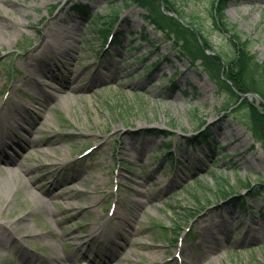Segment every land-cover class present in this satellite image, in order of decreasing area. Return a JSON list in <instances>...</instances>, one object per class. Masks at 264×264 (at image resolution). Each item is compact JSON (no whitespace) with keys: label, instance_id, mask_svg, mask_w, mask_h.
<instances>
[{"label":"rangeland","instance_id":"1","mask_svg":"<svg viewBox=\"0 0 264 264\" xmlns=\"http://www.w3.org/2000/svg\"><path fill=\"white\" fill-rule=\"evenodd\" d=\"M174 5L164 9L203 24L226 61L248 43L260 66L241 95L264 111V0H228L221 15L213 0ZM114 12L106 42L98 27ZM224 78L230 89L138 5L0 0V144L33 145L0 161V224L21 218L31 232L0 245V264H264V146L243 110H225ZM204 120L213 146L188 145ZM217 177L248 198L247 215L219 197ZM240 180H262L261 195Z\"/></svg>","mask_w":264,"mask_h":264},{"label":"trees","instance_id":"2","mask_svg":"<svg viewBox=\"0 0 264 264\" xmlns=\"http://www.w3.org/2000/svg\"><path fill=\"white\" fill-rule=\"evenodd\" d=\"M124 4H138L143 6L147 13L145 17L150 19L152 23L161 30L167 38L170 36L175 41L179 51L181 53L192 59H200L201 64L204 67L203 69L208 72L209 76L216 82H221L223 86L228 87L229 82L224 78L226 75L228 80L232 82L233 89L231 95V102L226 103L224 105L225 109H231L234 112L238 110H243L247 117V126L252 130L253 135L256 139L260 140L264 146V111L254 105L251 101L247 98L242 97L241 92H248L249 90L246 89L248 83L246 81V71L249 67L252 70L258 68L260 64L255 62L252 58L253 55L248 52L249 45L248 43H241V49L237 42L235 43V48L239 53H236L233 59L230 61H226V57L214 50L212 45L209 43V39L206 37L204 31L205 27L203 24H197L193 22L186 21L185 15L183 12H179L178 16H173L165 12L164 5L174 6L176 0H122ZM226 1L228 0H213L214 3V11L215 14L219 13L220 15L226 9ZM78 6H76L77 8ZM169 8V7H168ZM83 11V9H82ZM175 11V10H172ZM93 18V17H92ZM118 16L114 13L109 20L105 21L104 24H112L117 20ZM101 30L102 34L104 32L109 31V26L103 27ZM146 38V37H145ZM211 50V51H209ZM254 65V66H253ZM262 69V68H261ZM262 76V75H261ZM263 80V77H262ZM261 80V81H262ZM230 85V84H229ZM259 86V85H258ZM263 86V85H261ZM260 86V87H261ZM229 88V87H228ZM230 89V88H229ZM236 93H234V92ZM261 106L263 102L260 103ZM204 121H199L197 127L203 125ZM186 143L188 145H202L208 144L210 147L213 146L212 142V133L210 128H206L205 130H201L199 133L194 134L189 137H185ZM171 143H168V149H170ZM219 181V188L217 192L219 193V197L221 198H228L231 199L228 201L234 207H237L245 212L249 210L248 199L239 194L236 191V187L233 184H230L226 177H217ZM227 180V181H226ZM262 180H260L261 182ZM239 185L242 187H247L250 189L253 188L251 191L248 192V195L259 196L261 195V190L258 184L254 186L252 182L246 180H240Z\"/></svg>","mask_w":264,"mask_h":264},{"label":"bare ground","instance_id":"3","mask_svg":"<svg viewBox=\"0 0 264 264\" xmlns=\"http://www.w3.org/2000/svg\"><path fill=\"white\" fill-rule=\"evenodd\" d=\"M57 77V75L55 74ZM65 79V78H64ZM67 82V79H65ZM69 89V87H65V89ZM2 132H0V137H1ZM13 142L12 140L9 141L8 143ZM15 155H18V152L15 153ZM139 192V190H136ZM21 218L17 219L15 221L14 225L8 226L9 224H0V245L4 243V245L10 243L12 239L17 240L18 238H22L24 233L26 235H31V232H24V230H27L23 228ZM117 226H121V223L119 220H117ZM65 235V236H64ZM64 237L70 236L69 233H64ZM18 241V240H17ZM20 244L23 246V244L20 242ZM24 248V247H23ZM87 261H89L91 264H109V261L112 260V257L107 256L106 258H101L99 256L97 257H91L90 255L86 256ZM27 263H31V258L27 257Z\"/></svg>","mask_w":264,"mask_h":264}]
</instances>
